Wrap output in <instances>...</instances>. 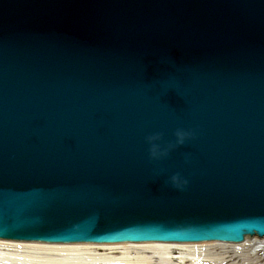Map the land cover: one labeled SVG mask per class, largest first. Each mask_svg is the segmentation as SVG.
<instances>
[{
    "label": "water",
    "instance_id": "1",
    "mask_svg": "<svg viewBox=\"0 0 264 264\" xmlns=\"http://www.w3.org/2000/svg\"><path fill=\"white\" fill-rule=\"evenodd\" d=\"M234 209L264 216V0H0V238L237 240Z\"/></svg>",
    "mask_w": 264,
    "mask_h": 264
},
{
    "label": "bare ground",
    "instance_id": "2",
    "mask_svg": "<svg viewBox=\"0 0 264 264\" xmlns=\"http://www.w3.org/2000/svg\"><path fill=\"white\" fill-rule=\"evenodd\" d=\"M264 242L54 243L0 239V264H263Z\"/></svg>",
    "mask_w": 264,
    "mask_h": 264
},
{
    "label": "clouds",
    "instance_id": "3",
    "mask_svg": "<svg viewBox=\"0 0 264 264\" xmlns=\"http://www.w3.org/2000/svg\"><path fill=\"white\" fill-rule=\"evenodd\" d=\"M186 135L187 134L184 133L183 131H177L176 133L177 144H183L185 141ZM158 139L159 137L156 135L148 137V143L151 145L150 155L152 158H158V156L163 155L162 153H160L159 148L157 144L155 143V141H157ZM174 180L175 178H173V181Z\"/></svg>",
    "mask_w": 264,
    "mask_h": 264
},
{
    "label": "rangeland",
    "instance_id": "4",
    "mask_svg": "<svg viewBox=\"0 0 264 264\" xmlns=\"http://www.w3.org/2000/svg\"><path fill=\"white\" fill-rule=\"evenodd\" d=\"M263 248V250H264V246L262 247ZM261 257H264V252H263V254L262 255H260ZM263 264H264V262H263Z\"/></svg>",
    "mask_w": 264,
    "mask_h": 264
}]
</instances>
